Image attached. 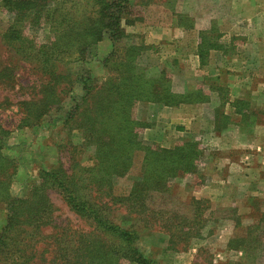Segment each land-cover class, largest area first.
<instances>
[{
  "label": "rangeland",
  "instance_id": "374dc122",
  "mask_svg": "<svg viewBox=\"0 0 264 264\" xmlns=\"http://www.w3.org/2000/svg\"><path fill=\"white\" fill-rule=\"evenodd\" d=\"M86 3L87 0H77L78 15L84 10L88 14L90 3ZM129 5L127 24L122 23L129 36L125 43L149 48L136 60L140 74L148 83L144 88L146 94H153L151 85L156 84L157 89L168 87L173 94L187 97L189 101L176 107L138 103L134 118L149 128V131L138 129V136L145 144L163 148L193 141L203 155L195 174L172 180L167 192L152 203L162 218L169 219V230L157 225L161 219L144 224L130 214L126 206H111L105 198H98L96 202L109 204V217L116 225L136 231V248L153 264H264L263 244L249 258L243 249L228 251L226 248L229 239L245 235V228L256 224L264 215V199L248 196V185L240 184L235 178V165H226L227 158L235 162L243 155L234 146L226 147L227 141L234 139L235 129L226 132L224 139L220 135L221 125L226 123V117L222 116L228 115L227 123L233 126L236 123L245 126L250 116L248 103L230 97L229 81L240 77L249 82L252 77H264V0H129ZM11 18L0 3V33ZM202 34L206 42L221 45L219 52H223L224 57L209 51L199 68L193 56ZM24 35L36 44L52 39L47 25L26 27ZM109 49L105 41L96 47L97 58L84 66L70 63L66 67L80 74L90 71L99 85L117 75L121 63L117 60L111 65V74L100 65L99 59ZM19 65L16 88L0 91V96L10 99V106L0 112V120L9 131L2 141L1 152L16 163L9 193L12 197L24 198L31 185L38 183L42 169L60 162L62 168L69 171L71 157L76 159L77 156L80 165H90V153L89 148L78 152L77 148L83 144L79 132L62 127L63 112L72 105L69 98L62 102L63 110L44 117L39 127L17 128L20 111L17 102L37 96L39 87L35 73L28 66ZM244 92L247 96L249 90L245 88ZM74 93L80 94V86L75 87ZM263 101L264 98H260L255 102L256 111H259L258 106L264 108ZM233 109L243 114L240 120L232 114ZM247 147L244 157L252 152ZM141 159L142 154L135 153L129 172L112 181L114 197L127 195L141 172ZM47 196L53 207L55 225L87 231L88 224L73 214L57 193L49 190ZM196 200L200 202L198 207L194 204ZM2 221L3 211H0V225ZM49 231L46 229L44 233ZM261 237L264 242V232Z\"/></svg>",
  "mask_w": 264,
  "mask_h": 264
},
{
  "label": "trees",
  "instance_id": "16d2710c",
  "mask_svg": "<svg viewBox=\"0 0 264 264\" xmlns=\"http://www.w3.org/2000/svg\"><path fill=\"white\" fill-rule=\"evenodd\" d=\"M0 3L12 15L0 33V91L16 88L19 64L28 66L39 81L37 96L17 102L20 110L17 128L39 127L44 117L63 110L62 102L69 98L72 105L63 112L62 127L79 132L83 144L77 148L78 152L89 148L90 153V165H80L78 156L71 157L69 171H65L58 162L59 165L39 172L38 183L31 185L24 198L12 197L9 187L16 174V163L1 152L2 141L9 131L0 120V211H3L0 264H153L136 248V231L116 225L109 217V204L99 205L96 200L105 198L111 206H126L144 224L161 219L157 225L170 229L169 219L162 218L152 203L167 192L172 180L195 174L202 150L193 141L168 148L143 143L138 129L146 127L136 121L133 111L143 102L176 107L188 103L187 97L173 94L168 87L157 89L156 84L151 85L153 94H146L144 88L148 83L136 60L149 48L125 43L129 36L123 24H127L129 0H87L90 11L88 14L81 11L79 15L77 0ZM40 25L49 26L52 32V39L44 44H36L24 35L26 27ZM105 41L110 49L99 59L100 65L111 74V65L118 60L121 63L117 75L97 85L90 71L80 74L66 67L70 63L84 66L94 60L96 47ZM221 48L218 43L206 42L202 34L197 46L200 65L209 51ZM2 56L9 57L10 62ZM77 86L80 94L75 95ZM8 106L10 99L0 96V112ZM137 152L142 154L141 172L127 195L116 198L112 195V181L129 172ZM49 190L57 193L69 210L88 224L87 231L55 225L47 196ZM199 203L194 201L197 207ZM195 219L196 215L191 223ZM46 229L50 231L44 233ZM245 231V235L229 239L226 248L243 249L249 258L264 245L261 237L264 215Z\"/></svg>",
  "mask_w": 264,
  "mask_h": 264
},
{
  "label": "crops",
  "instance_id": "0c3cea01",
  "mask_svg": "<svg viewBox=\"0 0 264 264\" xmlns=\"http://www.w3.org/2000/svg\"><path fill=\"white\" fill-rule=\"evenodd\" d=\"M214 52L215 54L224 57L223 52ZM193 57L196 59L198 67L200 68L197 51L194 52ZM229 84L230 97L232 99L239 98L240 100H243L242 102L248 103L250 116L245 120V126L241 124L239 126L237 123L233 126L231 123H227L228 115H224V117H226V123L220 129L221 137L224 139L226 132L235 129L234 139L232 141H227L226 147L232 148L234 146V148L237 149V152H243V155L239 156L235 162L230 161L225 156L227 158L226 165H235V171L237 173L235 178L239 180L240 184L243 183L246 186L248 185V191L246 192L248 196L257 199H264V108L258 106L259 111H256L257 104L255 103L260 98H264V77H252L249 79V82L240 79V77H236L229 81ZM245 88L249 90L247 96L244 92ZM259 89L261 92H259ZM166 109L170 111L173 110L171 108ZM232 114L238 117L239 120L243 117L241 112H237L234 109L232 110ZM145 130L149 131V128H146ZM233 143L235 145H233ZM247 146L250 147L252 152L249 157H244V152H246Z\"/></svg>",
  "mask_w": 264,
  "mask_h": 264
}]
</instances>
